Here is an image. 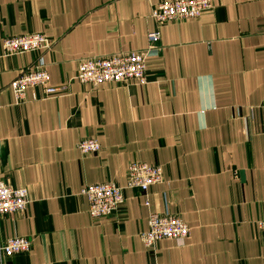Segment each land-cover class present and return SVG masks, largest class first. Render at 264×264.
Wrapping results in <instances>:
<instances>
[{
	"label": "crops",
	"instance_id": "0c3cea01",
	"mask_svg": "<svg viewBox=\"0 0 264 264\" xmlns=\"http://www.w3.org/2000/svg\"><path fill=\"white\" fill-rule=\"evenodd\" d=\"M162 1L0 0V179L29 191L24 211L0 215V240H31L0 264H264V0L158 23ZM151 30L145 83L75 78L84 58L147 49ZM35 32L49 49L3 54L4 38ZM37 64L58 93L33 86L17 100L10 82ZM83 138L99 151L81 154ZM132 162L160 166L163 181L91 217L81 189L125 186ZM152 213L189 234L145 247Z\"/></svg>",
	"mask_w": 264,
	"mask_h": 264
},
{
	"label": "built area",
	"instance_id": "2783aa9c",
	"mask_svg": "<svg viewBox=\"0 0 264 264\" xmlns=\"http://www.w3.org/2000/svg\"><path fill=\"white\" fill-rule=\"evenodd\" d=\"M212 0H164L151 9V18L158 23H166L182 18H196L212 8ZM160 39L158 30L148 32V48L141 51L119 53L106 57L84 58L78 64L75 78L82 83L94 85L104 82H146V59ZM51 46L48 38L39 32L6 37L2 41L5 55L41 51ZM49 74L39 64L27 66L10 82L17 100H24L27 88L41 86L45 98L55 96L59 88L48 86ZM264 113V100L259 104ZM77 149L81 154L98 152L100 144L95 138H83L78 141ZM163 181V171L158 165L132 162L127 169L126 184L119 186L112 181L87 184L81 193L88 201L89 214L101 218L113 214L125 201L124 189L136 188L146 191L151 185ZM29 202V191L25 187H13L0 179V215L22 212ZM264 237V220L257 222ZM189 226L178 216L152 213L148 218V227L141 232L144 246L154 248L162 239H182L189 234ZM31 240L28 237L13 236L0 240V251L5 257L28 252Z\"/></svg>",
	"mask_w": 264,
	"mask_h": 264
}]
</instances>
